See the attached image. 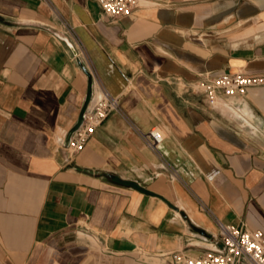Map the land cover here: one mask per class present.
Returning a JSON list of instances; mask_svg holds the SVG:
<instances>
[{
  "label": "crops",
  "instance_id": "crops-1",
  "mask_svg": "<svg viewBox=\"0 0 264 264\" xmlns=\"http://www.w3.org/2000/svg\"><path fill=\"white\" fill-rule=\"evenodd\" d=\"M222 73L264 77V0H140L115 23L0 0V264H172L222 252L217 221L264 234V85L213 107L192 88ZM90 80V108L104 89L121 110L70 159Z\"/></svg>",
  "mask_w": 264,
  "mask_h": 264
},
{
  "label": "built area",
  "instance_id": "built-area-1",
  "mask_svg": "<svg viewBox=\"0 0 264 264\" xmlns=\"http://www.w3.org/2000/svg\"><path fill=\"white\" fill-rule=\"evenodd\" d=\"M101 17L112 22L131 17L140 8V0H96ZM82 49V47H80ZM264 85V77L244 73L207 74L194 83L192 90L202 95L210 106L217 107L232 99L244 98L248 90ZM121 110L120 97L107 90H101L93 108L87 110L83 123L73 134L64 151L70 159L83 152L100 127L110 115ZM147 146L160 152L164 135L159 129L144 134ZM222 252H207L199 257H190L182 252L170 255L172 264H264V234L246 227H236L217 221Z\"/></svg>",
  "mask_w": 264,
  "mask_h": 264
},
{
  "label": "water",
  "instance_id": "water-1",
  "mask_svg": "<svg viewBox=\"0 0 264 264\" xmlns=\"http://www.w3.org/2000/svg\"><path fill=\"white\" fill-rule=\"evenodd\" d=\"M93 101V85H92V81L90 80V83H89V90H88V94H87V98H86V102L84 104V107L81 111V114H80V117H79V120L77 122V124L74 126V128L69 132L68 136H67V139H66V142H65V147L68 146L73 134L80 128V126L82 125L83 123V120H84V117H85V114L87 112V110L89 109L90 107V104L91 102Z\"/></svg>",
  "mask_w": 264,
  "mask_h": 264
},
{
  "label": "bare ground",
  "instance_id": "bare-ground-1",
  "mask_svg": "<svg viewBox=\"0 0 264 264\" xmlns=\"http://www.w3.org/2000/svg\"><path fill=\"white\" fill-rule=\"evenodd\" d=\"M240 103V102H239ZM240 104H242V103H240ZM227 105V104H226ZM232 106V105H231ZM230 108V107H229ZM232 109V108H231ZM234 110V109H233ZM238 110V109H237ZM234 112V111H233ZM231 117V116H230ZM240 122V121H239Z\"/></svg>",
  "mask_w": 264,
  "mask_h": 264
}]
</instances>
